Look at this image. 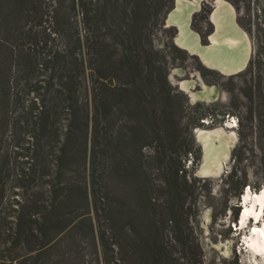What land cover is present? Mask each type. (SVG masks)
Returning <instances> with one entry per match:
<instances>
[{
	"label": "rangeland",
	"instance_id": "1",
	"mask_svg": "<svg viewBox=\"0 0 264 264\" xmlns=\"http://www.w3.org/2000/svg\"><path fill=\"white\" fill-rule=\"evenodd\" d=\"M165 1L155 18L154 0H87L82 22L72 0H0V264L29 256L34 264H152L146 252L155 241L169 253L162 264H264L239 250L253 223L242 236L235 227L243 189L264 191V0H225L253 44L248 68L232 77L176 46L165 20L174 0ZM206 1L191 22L203 45L214 0ZM87 37L104 59L130 50L144 64L136 85L120 73L108 84L123 90L118 96L101 86L112 108L97 116L96 146L89 69L96 55ZM56 54L77 60L74 116L58 102ZM200 82L208 98L192 104L182 84L202 93ZM229 117L236 124L225 130L236 137L229 160L218 177L201 175L195 131L220 128ZM175 169L185 180L176 181ZM26 214L53 225L39 254L15 235Z\"/></svg>",
	"mask_w": 264,
	"mask_h": 264
},
{
	"label": "bare ground",
	"instance_id": "2",
	"mask_svg": "<svg viewBox=\"0 0 264 264\" xmlns=\"http://www.w3.org/2000/svg\"><path fill=\"white\" fill-rule=\"evenodd\" d=\"M202 0H176V7L167 19V26H176L178 33L175 36V44L181 50L190 54H198L203 65L209 70L216 71L225 77H231L236 73H243L249 66L253 54V44L244 29L236 20L234 7L225 0H214V11L211 20L215 26V32L211 35L210 45H202L199 35L192 30V16L200 10ZM205 46V48H202ZM175 74V73H173ZM172 74V75H173ZM202 93H193L188 86L182 84V88L189 94L188 98L195 104L208 89L200 82ZM207 126L209 124L205 122ZM236 124H233L230 117L222 127L203 131H195L197 139L203 148V161L200 174L204 176L218 177L221 166L229 160L230 147L235 142V134L225 133V130L234 131ZM242 211L238 217V224L235 225L237 235L242 236L248 228V223H253L246 235L241 237L242 248L251 258L264 260V191L252 194L247 188L240 199ZM256 229V231H253Z\"/></svg>",
	"mask_w": 264,
	"mask_h": 264
},
{
	"label": "trees",
	"instance_id": "3",
	"mask_svg": "<svg viewBox=\"0 0 264 264\" xmlns=\"http://www.w3.org/2000/svg\"><path fill=\"white\" fill-rule=\"evenodd\" d=\"M73 1V6L78 8L79 14L82 16V22H87L88 19V2L87 0H72ZM166 7V1L165 0H154V3L150 6L151 13L150 16L152 17H157L161 14L162 10ZM98 10V9H97ZM99 14L95 12V16L93 18L91 17V20L93 19L95 22L99 21ZM137 13H134L133 19L135 20L137 18ZM145 19V18H144ZM97 40L95 37H87L86 43L88 44V53H94L93 55H96L95 58V64L93 68L90 66V73L91 77L93 78V82L96 85L94 93V97L92 100L93 108L95 111V116L93 118V122L95 123V129L93 132V143L97 144L98 141V130L96 128V125L98 124L97 116L100 114H108L111 111L112 104L109 102L107 98L102 96L100 94L101 92V86L106 88L109 92H112L115 96H118L121 91L123 90H117V89H112L108 87L110 84L113 83L114 77L118 73L125 75L127 77H130L132 80V83L136 85V80L138 79L140 73L142 72V69L144 68V64L139 60L138 56H135L132 54L130 50H125L124 54L121 56V58L116 61L113 57H107L104 59L102 56L101 52L98 51L97 47ZM78 45H81V41L78 40ZM57 55V56H56ZM53 56L52 60H58V58L63 62V65H61L59 69H61V75L57 79L59 80V87L58 91L60 93V97L58 102H63L66 104V108L71 111L72 115L74 116L79 109L78 106V99H77V89H78V84L77 82V77L75 74H73L76 71V68L78 67L77 60L74 58L73 62L65 61V56L64 54H56ZM138 57V58H137ZM70 63H74L75 67L74 68H67V66ZM109 84V85H108ZM108 87V88H107ZM87 119V118H86ZM185 156V154L183 155ZM65 157L64 154V149L61 148L60 154L57 157V161H61L62 158ZM180 157V156H179ZM182 171L181 169H175V178L176 181L178 179H184L183 177L179 176V172ZM92 178V177H91ZM246 187L243 189L245 190ZM91 194L93 195V198H91L92 204L94 207H96L98 203V198L94 197V187L91 186ZM88 201V198H86ZM180 201V200H179ZM35 209H37L35 207ZM177 213V212H176ZM176 213H172V220L171 223L173 224V227L175 229H178L180 225L177 223L175 220V217L177 216ZM53 225L52 223L47 225V224H38V221L33 219L32 216L29 215H22L19 218H17V230H16V237L20 241H22V244L27 248V251L29 253L37 252L38 254L40 253V249L45 247L44 243H40L39 240L41 241L42 236H45L47 231L52 230ZM181 233L182 230H179ZM36 243L33 245L32 243ZM151 248L146 252L148 255V259L150 263L152 264H162V262L167 260V257L169 256V253L167 252V249L165 246L162 245L160 242H154ZM31 257H26L20 260L19 263L17 264H34L30 262Z\"/></svg>",
	"mask_w": 264,
	"mask_h": 264
},
{
	"label": "water",
	"instance_id": "4",
	"mask_svg": "<svg viewBox=\"0 0 264 264\" xmlns=\"http://www.w3.org/2000/svg\"><path fill=\"white\" fill-rule=\"evenodd\" d=\"M175 7H176V0H174V2H173V6H172V9H171V11L168 13V15H167L166 18H165L166 23H167V19H168L169 14H170L171 12L174 11ZM211 24H212V30H213V33H214V32H215V26H214L213 22H211ZM166 25H167V24H166ZM169 28H173V29L175 30V34L178 33V29L176 28V26L172 25V26L169 27ZM174 40H175V39H174ZM210 42H211L210 39H208V45H210ZM200 43H202V42L200 41ZM176 46H177V45H176ZM202 48H205V46H203ZM185 51H186V50H185ZM186 52L188 53L189 56H191V57L197 59L200 63H202V60H201V58H200V56H199L198 54H195V53L190 54L188 51H186ZM202 65H203V63H202ZM238 74H240V73H236V74H234V75H232V76H236V75H238ZM175 76H177V74H173V75H172V77H175ZM232 76H231V77H232ZM180 91L183 92V90H181V89H180ZM183 93H184V92H183ZM186 95H187V94H186ZM198 144L200 145V143H198ZM200 147H201V145H200ZM201 149H202V148H201Z\"/></svg>",
	"mask_w": 264,
	"mask_h": 264
},
{
	"label": "flooded vegetation",
	"instance_id": "5",
	"mask_svg": "<svg viewBox=\"0 0 264 264\" xmlns=\"http://www.w3.org/2000/svg\"><path fill=\"white\" fill-rule=\"evenodd\" d=\"M203 2H206V3H208V1H206V0H202L201 1V5H202V3ZM211 8H212V11H211V14H210V16H209V20H208V24L209 25H211V27H212V24H211V22H212V20H211V15H212V13H213V11H214V6H213V4H212V6H211ZM201 11V8H200V10L198 11V12H200ZM197 12V13H198ZM197 13H195V14H197ZM194 14V15H195ZM193 15V16H194ZM211 35H213V30H211V32L209 33V35L207 36V43H206V45H208V39H210L209 37L211 36ZM200 37V36H199ZM200 41H201V39H200ZM202 42V41H201ZM203 45V44H202ZM181 50V49H180ZM182 51H184V52H186L185 50H182ZM187 53V52H186ZM188 54V53H187ZM202 64V63H201ZM204 66V65H203ZM205 67V66H204ZM206 68V67H205ZM206 69H208V68H206ZM209 70V69H208ZM215 72V71H214ZM218 73V72H217ZM220 74V73H219ZM244 192V191H243ZM239 221V220H238ZM238 224V223H237Z\"/></svg>",
	"mask_w": 264,
	"mask_h": 264
},
{
	"label": "snow or ice",
	"instance_id": "6",
	"mask_svg": "<svg viewBox=\"0 0 264 264\" xmlns=\"http://www.w3.org/2000/svg\"><path fill=\"white\" fill-rule=\"evenodd\" d=\"M253 231H256V229H253ZM262 234H264V233H262Z\"/></svg>",
	"mask_w": 264,
	"mask_h": 264
}]
</instances>
